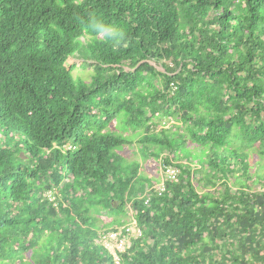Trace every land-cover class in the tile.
<instances>
[{
    "label": "trees",
    "instance_id": "16d2710c",
    "mask_svg": "<svg viewBox=\"0 0 264 264\" xmlns=\"http://www.w3.org/2000/svg\"><path fill=\"white\" fill-rule=\"evenodd\" d=\"M0 264H264V0H0Z\"/></svg>",
    "mask_w": 264,
    "mask_h": 264
},
{
    "label": "rangeland",
    "instance_id": "374dc122",
    "mask_svg": "<svg viewBox=\"0 0 264 264\" xmlns=\"http://www.w3.org/2000/svg\"><path fill=\"white\" fill-rule=\"evenodd\" d=\"M66 66L68 68H73V74L75 76H87L89 75V73L93 70V67H91L90 65H87L86 62L84 61V59L80 58L79 56H72L69 57L68 60L66 61ZM160 69H162L161 67H159ZM167 126H171L172 125V121L170 122H166ZM118 151H120L122 154H124V156L129 160V161H133V160H139L142 162V173L145 174L148 178H152V179H156L162 178V175H164V173L162 172V166H158V162L156 161L155 158L153 157H149L146 160H143L142 156H141V152L138 148L137 143H135L132 146H121L118 148ZM158 185V184H157ZM156 185V186H157ZM123 216V218L125 220H127V224L131 221H134V218L132 216L131 210L129 209L128 212L126 213V215H121ZM114 216H111L109 214H106V212L100 214L99 216V224H105L107 222L112 221V223H118L121 222V219H114ZM123 223L122 225L126 224Z\"/></svg>",
    "mask_w": 264,
    "mask_h": 264
},
{
    "label": "built area",
    "instance_id": "2783aa9c",
    "mask_svg": "<svg viewBox=\"0 0 264 264\" xmlns=\"http://www.w3.org/2000/svg\"><path fill=\"white\" fill-rule=\"evenodd\" d=\"M164 178L157 188L161 191L164 190V181L167 178H175L177 170L172 166H168L163 171ZM142 230L136 224V221H131L128 224L116 226L114 228L103 230L100 233L99 240L105 245V247L112 253L114 261L120 263L121 253L127 250L132 244L134 238L140 237Z\"/></svg>",
    "mask_w": 264,
    "mask_h": 264
},
{
    "label": "clouds",
    "instance_id": "9594fccd",
    "mask_svg": "<svg viewBox=\"0 0 264 264\" xmlns=\"http://www.w3.org/2000/svg\"><path fill=\"white\" fill-rule=\"evenodd\" d=\"M85 33L90 35L93 41L112 43L114 46L124 41L125 37L123 29L108 23L103 16L96 14H92L85 24ZM101 34H103V39L100 38Z\"/></svg>",
    "mask_w": 264,
    "mask_h": 264
}]
</instances>
